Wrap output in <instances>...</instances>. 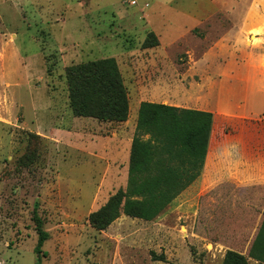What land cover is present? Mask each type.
Returning <instances> with one entry per match:
<instances>
[{"label": "rangeland", "instance_id": "1", "mask_svg": "<svg viewBox=\"0 0 264 264\" xmlns=\"http://www.w3.org/2000/svg\"><path fill=\"white\" fill-rule=\"evenodd\" d=\"M131 1L0 0V264H36L35 204L50 235L42 264H223L228 251L248 257L264 217V187L189 190L166 216L149 223L123 216L102 233L88 223L127 187L136 105L223 107L231 98L247 112L261 105L252 85L240 81L249 71L227 65L247 62L243 46L239 57L216 51L206 75L192 68L229 28L223 15L196 28L179 0ZM150 33L159 46L145 49ZM107 58L117 61L129 92L126 124L76 118L70 110L67 69ZM211 89L214 100L205 99ZM39 112L41 135L33 131ZM222 130L233 132L221 118L216 136Z\"/></svg>", "mask_w": 264, "mask_h": 264}, {"label": "trees", "instance_id": "2", "mask_svg": "<svg viewBox=\"0 0 264 264\" xmlns=\"http://www.w3.org/2000/svg\"><path fill=\"white\" fill-rule=\"evenodd\" d=\"M157 46L156 35L150 33L144 48ZM66 80L69 106L76 118L112 124L129 121V92L114 58L72 65L66 71ZM213 126V113L143 102L131 145L127 187L90 214L91 228L102 233L123 216L152 222L165 213L201 177ZM38 208L35 204L33 221L38 242L34 252L36 264H42L47 257L43 247L50 235ZM154 259L164 261L162 257ZM249 260L264 264V217L248 257L228 251L223 264H249Z\"/></svg>", "mask_w": 264, "mask_h": 264}, {"label": "crops", "instance_id": "3", "mask_svg": "<svg viewBox=\"0 0 264 264\" xmlns=\"http://www.w3.org/2000/svg\"><path fill=\"white\" fill-rule=\"evenodd\" d=\"M179 1L181 6L179 10L182 11L187 9L184 7H188L185 14L197 21L198 24L196 28H200L208 22L219 21L218 18L220 15H223L224 19L229 23V28L220 35L221 40L211 47V49L205 53L204 57L199 62L195 63L192 68L202 70L204 75H206L210 73L207 71L209 70L207 67L210 65L208 61L216 51L236 55L237 52L239 54L240 51L238 48L243 46L246 49V56L243 59L247 62L241 63L239 60L236 63L227 65L231 67V70H248L249 77L247 76L241 79L240 75L237 73L236 79L240 78V81H243L247 86L252 85L251 91L255 92L254 95L261 96V105L249 112L245 109L243 110L242 106L234 102L232 98L231 101L223 107H217L215 104L209 102V105H207L208 107L191 109L213 113L214 126L207 156L208 160L210 159L211 162L209 165L208 161L205 163V168L199 180L185 192L191 190L189 192L195 195L197 191H199L204 195L225 184L236 185L239 188L264 187V0H249L247 4L248 8H245L241 13H238L237 7L241 2H246L247 0ZM169 4L170 3H168L167 6ZM203 5L206 7H202ZM145 8H149V4H146ZM254 40L261 41V46L256 48H253V45L248 46V43L252 44ZM225 44H227V46H225ZM238 54L236 56H238ZM259 54H261V56H259ZM202 81V85H208L212 82V78L205 76ZM215 92L216 90L212 89L207 92L205 91L204 98L214 100ZM145 102L154 103L152 101ZM142 103L136 106L138 107ZM164 105L182 108L171 103H164ZM40 112L38 115L34 113V117L37 118V121L33 123L34 125L36 124L33 131L38 133V135H41V132H39L41 123L40 117H38ZM215 113H223V115L218 117ZM221 118L225 121L227 120L230 126H232L233 132L227 134L222 130V132L216 136L215 125ZM136 122L137 121H135V124ZM239 124H242V126ZM22 127L31 130L29 128V123L25 120ZM115 135L118 136V133ZM215 136L216 139L213 145ZM130 151L124 169L125 174L129 168ZM186 194L188 195L190 193H185L183 196H186ZM179 198L177 200H180ZM177 200L172 206L176 204ZM172 206L161 216L168 215L172 210ZM187 214H190V212Z\"/></svg>", "mask_w": 264, "mask_h": 264}, {"label": "built area", "instance_id": "4", "mask_svg": "<svg viewBox=\"0 0 264 264\" xmlns=\"http://www.w3.org/2000/svg\"><path fill=\"white\" fill-rule=\"evenodd\" d=\"M130 5L131 6H137V3H136V1H131Z\"/></svg>", "mask_w": 264, "mask_h": 264}]
</instances>
